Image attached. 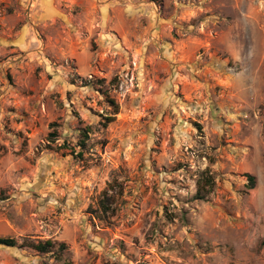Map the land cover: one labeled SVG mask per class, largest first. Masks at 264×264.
Segmentation results:
<instances>
[{
  "label": "rangeland",
  "instance_id": "rangeland-1",
  "mask_svg": "<svg viewBox=\"0 0 264 264\" xmlns=\"http://www.w3.org/2000/svg\"><path fill=\"white\" fill-rule=\"evenodd\" d=\"M0 238V264H264V0H0Z\"/></svg>",
  "mask_w": 264,
  "mask_h": 264
},
{
  "label": "trees",
  "instance_id": "trees-1",
  "mask_svg": "<svg viewBox=\"0 0 264 264\" xmlns=\"http://www.w3.org/2000/svg\"><path fill=\"white\" fill-rule=\"evenodd\" d=\"M109 105L112 107H117L116 103L113 100H108ZM117 109V108H116ZM117 110H115V112L113 114H116ZM114 117H107L106 118V123H104V127H107L113 120ZM80 131V138L78 140V142L73 146L74 148H72V153L73 155H76L75 150L79 149V152L77 154L78 157H83L84 152L87 151V147H88V141L90 140V135H91V128H84L79 130ZM54 134H51V136H53ZM54 137V136H53ZM56 138V135H55ZM71 147L68 146V143H66V141L59 146V149H66L67 147ZM248 180H249V188L252 190L255 188L256 186V181H255V177L252 176L251 174H246ZM216 182L214 179L213 174H211V172H209L208 170L203 172L200 176V178L197 181V192L195 195V199L196 200H205L207 195L210 194L215 186ZM101 206L104 207L105 210L110 209L109 205H105L103 202L101 203ZM0 245H4V246H8V247H16L17 246V242L14 239L11 238H0ZM55 243H53L52 241H47V242H38L35 244H31V246L38 252L40 253H49L51 252V249L54 247ZM63 247V246H62Z\"/></svg>",
  "mask_w": 264,
  "mask_h": 264
}]
</instances>
